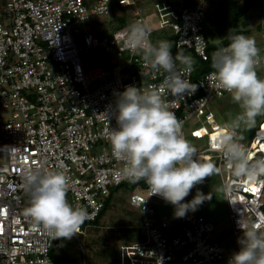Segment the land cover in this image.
<instances>
[{"label":"built area","instance_id":"2783aa9c","mask_svg":"<svg viewBox=\"0 0 264 264\" xmlns=\"http://www.w3.org/2000/svg\"><path fill=\"white\" fill-rule=\"evenodd\" d=\"M112 4L130 10L131 19L99 33L88 22L108 14ZM154 10L159 14L156 27L144 20L145 8L137 0H0V264H54L52 234L24 215L29 204L23 187L27 170H63L66 200L87 209L85 222L96 218L110 187L134 183L119 174L123 161L113 156L109 140L110 130L117 127V97L130 85L157 91L181 122L186 140H205V151L214 154L225 175L222 186L228 188L222 192L235 237L243 232L241 218L249 225L260 224L264 232V177H233L221 150L212 147L217 130L227 129L209 105L228 94L212 75V58L221 49L227 51L228 44L208 50L202 33L203 0L181 7L171 0H155ZM133 23L146 27L148 41L153 31L170 29L176 50L189 51L208 65L193 78V67L189 71L176 62L179 73L197 86L194 93L177 99L168 92L167 73L152 68L141 50L127 44ZM89 52L101 53L105 65L89 66ZM256 133L247 148L253 160L264 156L255 146L264 139L259 141ZM144 189L145 195L131 194L128 202L142 213L146 239L120 245L122 264H228L232 253L214 239L212 222L190 211L178 222L180 231L168 234L166 229L173 225L157 222L154 208L164 200L152 195L147 184Z\"/></svg>","mask_w":264,"mask_h":264},{"label":"clouds","instance_id":"9594fccd","mask_svg":"<svg viewBox=\"0 0 264 264\" xmlns=\"http://www.w3.org/2000/svg\"><path fill=\"white\" fill-rule=\"evenodd\" d=\"M127 33L129 47L141 50L145 58L150 59L152 68L167 73L164 85L168 92L177 99H183L185 94L191 95L196 91L197 86L176 69L179 61L190 71L195 63L191 56L179 53L174 57L169 41L152 44L147 40V29L141 23L129 25ZM226 37L229 40L227 51L221 49L213 55L212 75L218 86L231 94L239 111L225 124L227 131L215 137L212 147L221 150L233 177L254 181L264 177V156L253 160L236 138V132L241 128H254L256 117L264 115V79L259 78L256 71L259 49L253 37L233 34L231 30ZM114 118L117 127L110 130L109 140L113 156L123 161L119 174L133 182L144 180L152 195L164 200L154 205L156 219L161 202L171 204L174 218L182 220L188 212L197 211L198 206L211 199L198 189L195 196L185 202L190 190L218 169L214 163L199 158L196 147L183 137L181 122L157 91L127 86L117 97ZM263 121L264 118L253 129L251 143ZM67 186L63 170L42 172L30 169L23 177V187L29 196L24 215L31 218L35 226H43L54 239L70 240L89 216L86 208L73 207L67 202ZM227 188L223 185L218 190ZM159 219L166 221V218ZM205 219L211 222L208 217ZM238 226L243 231L238 238L240 249L231 255L228 264H264L261 225H249L241 218Z\"/></svg>","mask_w":264,"mask_h":264},{"label":"rangeland","instance_id":"374dc122","mask_svg":"<svg viewBox=\"0 0 264 264\" xmlns=\"http://www.w3.org/2000/svg\"><path fill=\"white\" fill-rule=\"evenodd\" d=\"M154 1L155 0H152V1L137 0V3L145 8V11L143 12V16L146 18L147 22L152 27H156L158 25V17H159L158 12L156 13L154 10ZM174 1L175 2H173V5L177 7H181V6L186 5L184 3L187 0H174ZM196 1L198 0H192L191 5L194 4ZM203 1L205 2L206 9H207V6H209L207 4V0H203ZM254 12L252 11V9L249 11L248 16H247L248 20L255 18L256 14L260 12V8L255 6ZM131 16H132V12L130 10L122 9L119 6L112 4V7L108 14L103 15L101 17H97L94 19V21L91 20L88 23L92 24V26L97 31H100L101 29H104V28H111L112 26L120 25L119 23L120 19L123 18V21H124L125 18H128L130 20ZM168 31L170 32V29H168ZM169 35L170 33L164 34L162 36L160 35L158 36V38L155 39V42L157 43L158 41H162V40L169 41L168 40ZM249 37H252V36H249ZM259 40H262V39H258L257 41ZM150 41H151V36H150ZM260 52H261L260 53L261 58L264 59V51L263 52L260 51ZM171 53H173V51H171ZM85 59L87 63L89 64V66L91 67H98V66L105 65L104 63L105 59L101 53L97 55L96 53L89 52L85 55ZM256 71H257L258 77L261 79H264V62H261L259 66H256ZM209 107L214 112L216 120L223 127H225V124L228 123L237 114L236 112L239 111L238 105L233 102L232 96L230 93L225 94L223 97L214 100L213 102L210 103ZM5 116L8 117L7 115ZM261 116L262 115L256 117L255 127L257 126L259 120L262 118ZM189 125H191V121H189L186 124V126H189ZM254 128L252 129L241 128L237 130L238 135L236 136V138L241 143L244 144L246 149L251 143ZM217 131L219 133L222 132L220 128ZM240 137H243V139H240ZM187 141L196 147L197 152H202L204 156L206 155L205 157H203L200 154H197L199 157H201L200 159H204L208 157V159L204 161L214 163L218 171L212 176L204 178V181L201 184L194 186L190 190L189 195L185 197V202L191 200L195 196L198 189L204 194L206 195L208 194V196L211 199L205 200V202L202 205L198 206V210L196 212H201L205 217L208 216L211 222H213V224L215 225L214 232H213V237L215 240H217L229 252L230 251L233 253L237 252L240 249V246L237 244L238 238L243 235V232L239 233L237 237H235L231 223L227 219L226 203H225L223 192L218 190L219 188L222 187V181L225 175H222L223 173L219 170L218 163H217V160L215 159L214 154L209 153V151H205V144H206L205 140L203 139L194 140L188 136ZM134 183H138V182H134ZM121 184L122 183L110 187V190L111 188L118 187ZM128 190L129 189L121 188L115 193V195H113L115 202L113 203L112 207L110 206L106 210V212H104L103 217L98 222V225L92 224L93 221L96 219L95 218L94 220H92V223L90 225H85L83 227L79 226L77 228L76 234H74L70 240L71 245L74 250L72 248L71 250H69L66 246V248L63 249L64 254L62 253V255L61 254L58 255L59 261L64 260L65 262L69 264H85L86 262L87 264H115V261H116V264H122V255L120 254V251H119L120 245L123 243L133 244L137 242H142L146 239V234H145L146 226H144L145 229L143 233V230L141 227L142 213L139 211L140 209H137L129 204L130 207L132 208L131 209L128 206V204H126V198H127L128 193H130L128 197V200H129L131 194L145 195L146 190L144 189V187L140 185H137V187L134 188L131 192L130 191L128 192ZM109 195H110V192H109ZM263 200H264V195H263ZM173 210H174L173 206L169 203L161 202L160 205H158V214H159L158 217L166 218V222L168 223V225L169 224L170 226L173 225V227L166 229L168 234H175L178 231H180L181 228L180 226L178 227V225L181 223H178V222L180 221L184 222V219L181 220V218H174ZM136 211H139L140 216H141L140 217V232L142 234V238L137 239L139 238L137 237V238H134V240H131L130 242L120 241V244H118L117 246V243L119 240L118 234L122 231V229L126 230L127 227L125 226H130L129 230L131 231L132 225H135L137 223L138 217L135 213ZM154 223L156 224L157 222L154 221ZM174 226L176 228H174ZM116 228L118 229L121 228V229L116 230ZM116 234L118 237L113 238L115 237ZM64 241H66V239H63L61 241L58 248H60V246L64 243ZM114 249H116V251L118 252L117 255L116 253L113 252ZM80 250L85 251L84 253L85 256L81 254Z\"/></svg>","mask_w":264,"mask_h":264},{"label":"trees","instance_id":"16d2710c","mask_svg":"<svg viewBox=\"0 0 264 264\" xmlns=\"http://www.w3.org/2000/svg\"><path fill=\"white\" fill-rule=\"evenodd\" d=\"M254 1L255 0H242L240 2H238L237 0H207V4L209 6H207V11L205 12L204 20L202 23V33H203L205 39L207 40L208 50H211V49L216 48V47H220L222 45L229 44V40L226 37L228 35L229 30H231V32L233 34H236V33L242 34L243 33V29L240 26V20L242 17H244V15L248 12V10L253 6ZM191 3H192V0H187V1H185L184 4L187 5V4H191ZM123 22L124 21L122 18L119 21L120 25L112 26L111 28H104L98 32L99 33H104V32H108V31L110 32L112 30H115L117 28L122 27ZM167 33H170L168 40L172 44L171 51H173L174 54L173 53L172 54L174 57H175V55H177L179 53H183L184 55L191 56L195 60V63L192 66L193 67V75H192L193 78L198 77L202 72L208 70V65L205 62H201L193 53H189L183 49L176 50L174 48L175 35L171 31L169 32L168 29L153 32V34L151 35V43L156 44L155 39L158 38V36H160V35L162 36V35L167 34ZM158 34H160V35H158ZM217 36L221 37V39L219 41H215V37H217ZM261 62H264L263 58H261ZM177 63L179 65H181V63L179 61H177ZM145 184L146 183L144 180H140V181H138V183L130 184L128 182H125V183H122L118 187L111 188L110 195L108 196V198L105 199L104 205H103L102 209L100 210V212L98 213L96 219L93 221V223H92V221L91 222H84L80 226L83 227L85 225H90L91 223L98 225V222L103 217L104 212H106V210L110 206L112 207L113 203L115 202L113 195H115V193L119 189L125 188V189H129L128 192L129 191L131 192L134 188L137 187V185H140L143 187V186H145ZM129 194L130 193L127 194L126 204H128V206L130 207V205L128 203ZM135 213H136L138 219H137V223L135 225H132V227H134V228L131 227V231H130L129 230L130 226H125V227H127L126 230L122 229V231L118 234L119 237L117 236V234L115 235V237H113V238L118 237V239H119L118 242H120V241L130 242L131 240H134V238H137V237H139L137 239L142 238V234L140 232V217H141L140 212L136 211ZM124 218H126V217H124ZM159 221H161V219H159V217H158L157 222H159ZM119 229H121V228H119ZM119 229L116 228V230H119ZM62 240H63V238L54 239L53 245L51 247L50 256H51V259H52L54 264H69V263L65 262L64 260H62V261L58 260V255L59 254L62 255L63 249H65L66 246L69 250H71V248L73 249V247L71 245V241H70L71 239L64 241V243L60 246V248H58V246ZM80 252H81V254H83L85 256V254H84L85 251L80 250ZM113 252L117 254L116 249H114ZM85 259H86V257H85ZM85 264H87V262ZM115 264H116V261H115Z\"/></svg>","mask_w":264,"mask_h":264},{"label":"crops","instance_id":"0c3cea01","mask_svg":"<svg viewBox=\"0 0 264 264\" xmlns=\"http://www.w3.org/2000/svg\"><path fill=\"white\" fill-rule=\"evenodd\" d=\"M237 1L240 2L242 0H237ZM255 6L260 8V12L258 14H256L255 18L248 20L247 16H248L249 11L252 9V11L254 12ZM240 26L243 29L242 34L252 36L256 41V46L259 49V51L263 52L264 51V39H263L264 38V0H255L254 1L253 6L248 10V12L244 15V17L241 18ZM260 35H261V37H260ZM220 39H221V37H219V36L215 37V41H219ZM258 39H262V40L257 41ZM261 117H262L261 119L259 118L260 120L263 119L264 115H262ZM226 213H227V211H226ZM118 244H120V242L117 243V246H118ZM231 253H233V252H231ZM117 254H118V252H117Z\"/></svg>","mask_w":264,"mask_h":264},{"label":"bare ground","instance_id":"6f19581e","mask_svg":"<svg viewBox=\"0 0 264 264\" xmlns=\"http://www.w3.org/2000/svg\"><path fill=\"white\" fill-rule=\"evenodd\" d=\"M206 11H207V9H206ZM144 20L147 21L145 17H144ZM257 135H258L259 141L261 139H264V121L262 122V125H261L260 129L258 130V134L256 133V136ZM255 143H256L255 146L257 145L256 147H258L259 151H262L264 153V142H262L260 146H258L259 142L255 141ZM199 158H201V157H199ZM206 159H208V157Z\"/></svg>","mask_w":264,"mask_h":264}]
</instances>
